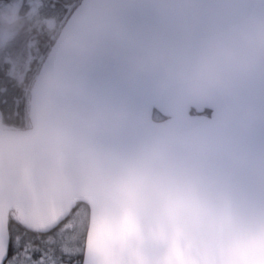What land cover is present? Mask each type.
Returning a JSON list of instances; mask_svg holds the SVG:
<instances>
[{"label":"water","instance_id":"1","mask_svg":"<svg viewBox=\"0 0 264 264\" xmlns=\"http://www.w3.org/2000/svg\"><path fill=\"white\" fill-rule=\"evenodd\" d=\"M245 36L250 69L206 94L186 87L182 73ZM96 112L127 119L93 127ZM30 123L0 129V264L11 208L46 231L78 202L84 264H264V0H81ZM133 171L142 195L118 197L113 180Z\"/></svg>","mask_w":264,"mask_h":264},{"label":"flooded vegetation","instance_id":"2","mask_svg":"<svg viewBox=\"0 0 264 264\" xmlns=\"http://www.w3.org/2000/svg\"><path fill=\"white\" fill-rule=\"evenodd\" d=\"M9 40L10 33L2 35L0 47ZM34 58V56H31V60H24L20 63L15 61L16 56H6L5 59L0 61V66L6 67L8 75L12 78L16 80L20 78L23 81L27 76L29 83H25V85L27 89L29 87L28 94L26 93L28 111L30 89L44 56L40 61ZM26 88L24 89L26 90ZM4 92L6 93V89L2 87L0 93L5 94ZM26 116L28 119V114ZM0 120H2L3 126H7L3 123L1 113ZM88 226L89 208L84 203H78L58 226L46 231L30 229L23 224L18 218L17 212L14 211L11 214L9 223L11 235L9 253L4 264H84Z\"/></svg>","mask_w":264,"mask_h":264},{"label":"trees","instance_id":"3","mask_svg":"<svg viewBox=\"0 0 264 264\" xmlns=\"http://www.w3.org/2000/svg\"><path fill=\"white\" fill-rule=\"evenodd\" d=\"M79 2L80 0H41L40 6L31 10V5L24 0H0V34L9 33L2 29L4 23L16 24L14 27L20 31L25 46L27 39H32L29 49L33 52L31 54L34 59L40 61L46 53L47 46L55 40L57 29L64 24ZM48 18L54 19L55 28L49 27L46 22ZM18 80L8 75L6 67L0 66V89L2 87L6 89L5 94L0 93V113L7 127L28 125L26 93L28 94L29 87L27 89L25 82L20 78ZM155 117L162 116L156 112Z\"/></svg>","mask_w":264,"mask_h":264},{"label":"clouds","instance_id":"4","mask_svg":"<svg viewBox=\"0 0 264 264\" xmlns=\"http://www.w3.org/2000/svg\"><path fill=\"white\" fill-rule=\"evenodd\" d=\"M251 40L250 36H245L239 46L222 49L199 59L181 74L186 87L195 94H206L221 86L228 73L250 69L255 61V55L247 51L245 45ZM126 119L127 114L124 112H116L111 116L96 112L88 118V123L93 127L110 124L115 128ZM146 180V174L139 171L115 178L113 180L114 193L121 198H139Z\"/></svg>","mask_w":264,"mask_h":264},{"label":"rangeland","instance_id":"5","mask_svg":"<svg viewBox=\"0 0 264 264\" xmlns=\"http://www.w3.org/2000/svg\"><path fill=\"white\" fill-rule=\"evenodd\" d=\"M24 2L31 5L30 6L31 10H35L37 9L36 7L40 6L41 0H24ZM46 22L48 23L49 27L51 26L53 28L56 27L53 18H48ZM14 26H16V24H6V23L3 24L2 29L10 33V40L6 42L2 47H0V56H1L0 61L2 59H5L6 56L7 57L16 56L15 61H19L20 63H22L24 60H28V59L31 60V56L33 52L29 49V47L32 44V39L31 38L27 39L28 42H27V45L25 46L24 40L23 42L21 40L20 31ZM13 35H16V36L13 37ZM1 37L2 35L0 34V41H1ZM23 46L25 47L24 49H23ZM50 46L51 44L47 46V50L50 48ZM23 82L28 83L27 76L25 77V80H23ZM29 97H30V94H29Z\"/></svg>","mask_w":264,"mask_h":264}]
</instances>
